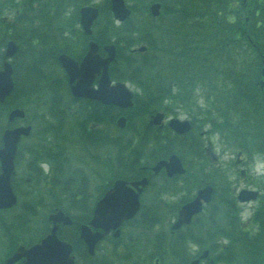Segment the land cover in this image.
<instances>
[{"label":"trees","instance_id":"obj_1","mask_svg":"<svg viewBox=\"0 0 264 264\" xmlns=\"http://www.w3.org/2000/svg\"><path fill=\"white\" fill-rule=\"evenodd\" d=\"M70 1L0 0V58L8 38L14 37L22 44L27 43L28 46L19 52V56H25L24 59L15 62L28 77L27 93L31 95L36 90L41 95L45 110L38 104L34 108L38 112L39 126L50 138L34 143L36 146L32 147L30 156L26 157L27 148L23 149V146L18 152L16 163L25 162L27 168L22 177L13 178L15 190L18 192L19 181L26 182L28 176H31V181L26 182L27 187H34V190L19 197L15 206L0 210V238L6 243L0 247L2 256L9 255L19 243L35 240L26 239L22 231L27 230L30 221L38 218L43 205L51 207V211L61 207L67 212H74L79 206L82 214L72 216L74 224L68 231L61 229L60 234L70 239L79 257L90 264H120L122 257L112 253L119 249L115 240L106 252L91 257L78 238L79 223L89 219L92 207L87 206L88 197L86 202L84 199L87 196L85 178L77 182L78 176L84 173L81 167L84 163L80 161L81 164L74 166L73 163L78 161L67 153V144L73 145V140H77L81 148L89 153L86 160L90 157L99 162L97 154L100 148L114 149L112 162L108 158L103 161L105 167L112 168V180L150 175L147 189L154 187L156 197L152 199L153 207L143 205L141 215L145 219L157 220L162 214L161 206H171L162 197L165 193L181 191L179 187L184 186L186 197L183 201H187L191 198L189 195L201 186L214 185L213 200L193 223L196 227L194 236L201 237L199 244L211 249L214 262L264 264V177L255 181L263 193L254 214L258 229L252 232L261 236L251 239L242 230L237 212L232 216L235 222L222 221L224 210L220 208V203L224 200L221 187L230 188L231 185L223 179L218 167H210L215 163L205 155L200 138L203 125L208 123L210 129L205 130L207 133L219 134L223 144L242 151L249 160L264 154V86L260 84L264 79V0H160L162 12L158 17H153L148 10L153 0H142L144 5L141 9L145 18L139 19L133 9L131 17L119 25H115L109 2L106 1L95 23V37L101 45L107 42L117 44L118 55L110 73L114 79L128 80L135 86L134 106L126 110L128 124L120 129L115 123L119 112L117 107L113 106L114 122L107 123L105 114L99 109L101 105L78 100V106L71 111L76 119L71 122L80 124L81 132L76 131L74 124L69 127V134L58 118L55 123L48 118L50 114L54 117L60 115L56 108L62 104L61 79L54 78L53 70L49 72L41 48H34L31 44L34 39L44 41L42 31L46 26L58 32L57 26L66 25L68 21L75 24L77 15L72 19L66 14L65 6ZM73 1L79 5L82 0ZM12 15L14 21L10 19ZM48 15L55 16L59 23L50 26L52 24L47 23L46 18ZM103 19L104 24L101 23ZM154 34L158 35L157 38ZM141 43L147 44L145 51L132 49ZM20 85L16 80L15 89ZM11 95L0 103V114L2 108L14 105L23 106L29 112L32 110L24 103L19 104ZM73 102L76 100L73 99ZM94 106L95 114L92 111ZM157 110L169 115L185 112L193 121L192 130L180 135L169 127L159 129L150 125L148 117ZM50 118L53 120V117ZM32 120L30 118V122ZM90 122L96 123L97 127L88 129ZM109 125L114 128L113 135L107 130ZM4 127L0 132V143ZM173 152L182 157L188 166L187 173L173 178L162 173V179L158 181V177L147 167ZM76 157L81 160L79 155ZM44 160L51 164V172L47 175L40 167ZM172 182L175 184L172 185ZM177 206L173 207L174 215ZM43 217L45 219L46 215ZM45 220L49 224L48 219ZM148 226L154 227L155 224L151 221ZM212 235H234L240 242L237 251L240 254H218L217 248L212 246L218 239L212 238ZM171 249H174L173 255L179 253L177 248ZM82 251L86 254L83 255ZM0 264H4L1 258Z\"/></svg>","mask_w":264,"mask_h":264},{"label":"water","instance_id":"obj_2","mask_svg":"<svg viewBox=\"0 0 264 264\" xmlns=\"http://www.w3.org/2000/svg\"><path fill=\"white\" fill-rule=\"evenodd\" d=\"M112 11L114 16L119 20L127 19L131 14V9L125 3V0H111ZM159 2L153 3L150 10L154 16L160 13ZM98 16V8L94 6H85L82 9V23L87 32L91 30L93 20ZM97 44L91 43V49L88 56L80 64L75 62L67 55H61L60 60L66 68L70 82L76 80L72 85V91L76 96L88 97L99 100L106 104H117L122 107L132 105V91L124 82H117L111 85L108 74V65L115 57V46H107L106 49L109 55L102 58L97 53ZM19 46L10 41L6 54L12 56L18 50ZM102 70V72H101ZM12 65L5 61L4 67L0 70V101H4L6 96L14 87L12 78ZM100 74L98 87L93 86L95 75ZM264 74V68H263ZM262 84L264 82L262 81ZM25 111L22 108H15L9 113V121L12 122L16 117H24ZM164 113L158 112L151 119V123L162 125ZM125 117H120L118 120L119 126L125 125ZM170 126L179 133H184L190 130L191 123L188 119L181 120L172 118L169 121ZM31 131V126H18L15 128H7L3 134V146L0 148V209L9 208L17 203L18 196L14 192L11 184V176L15 168V156L18 150V142L21 135H28ZM165 167L168 175L183 173L185 168L180 157L173 154L169 159H162L153 167L154 171H159ZM147 178L131 183L136 187L135 190L129 186L126 181L118 180L113 188L108 190L105 195L97 202L94 216L88 224L81 225L80 237L85 240L91 254L94 253V248L97 242L112 228H117L115 235L120 233V225L123 221L133 217L140 208L139 194L143 187L147 184ZM213 187L208 185L199 189L197 196L187 202L179 211L178 220L173 227L178 228L183 223L190 222L192 216L201 211L203 203L211 200ZM258 192L255 190H241L239 198L242 201L256 198ZM49 219L53 222L51 231L40 242L35 243L31 247L19 246L16 252L6 259L7 264H12L13 261L20 257H26L23 264H75V257L71 254L73 246L68 241L58 237V229L60 223H72L71 217L62 210L49 215ZM94 228H101L103 231H93ZM199 259L194 260L190 264H198Z\"/></svg>","mask_w":264,"mask_h":264},{"label":"rangeland","instance_id":"obj_3","mask_svg":"<svg viewBox=\"0 0 264 264\" xmlns=\"http://www.w3.org/2000/svg\"><path fill=\"white\" fill-rule=\"evenodd\" d=\"M94 1V0H93ZM128 5H130L134 10L135 13L137 14V16L139 17V19H141L143 17V11L141 9V7L144 5V2H142V0H127L126 1ZM94 3H99V4H105L104 0H95ZM134 6V7H133ZM66 10L68 12H70L72 10V5L71 4H67L65 6ZM67 12V13H68ZM145 17H143L144 19ZM11 19H14V16H11ZM105 19H103L101 21L102 24H104ZM115 25H119V22L115 21ZM17 27L19 28L20 26L17 25ZM155 38H157V34L153 35ZM26 41H28V39H26ZM34 42H38L36 41V39H34ZM21 46V50H24L25 47H27V43L22 44L21 42L19 43ZM24 46V48L22 47ZM35 48V46H33ZM4 51V48H3ZM25 56H19V54L16 56V62L17 60L21 61L24 59ZM1 63V61H0ZM13 63V67L15 68V79L17 81H19V85L21 82V85L19 86L18 89H15L12 93L11 96H13L17 102L19 104L24 103V105L26 107H30L32 108V110L29 112L28 111V116L26 117V119L20 120L18 123H27L30 122V118L34 119L31 121L32 127H33V132L29 137L23 138L21 141V147L23 146L24 148H27L31 146V144H34L36 142H38L39 140H42L43 138L47 137L45 135V133L42 131V128L39 126L37 120L39 119L38 117V112L35 111L34 106L35 105H39L41 108L44 109V105L43 102L41 101V95L39 93H37V91L35 90L31 95L29 93H27V88L26 84L28 81V77L25 73L22 72V67L17 66L16 64ZM49 63H52L49 65V72L51 70L54 71V78H61L64 76L63 73V69L61 68V66L59 64H56L54 61V57H50L49 58ZM19 67V69H17ZM129 84V86L135 90L134 85H132L130 82H127ZM25 85V86H24ZM66 84L62 85V105L66 107V111H64V114L66 117L63 118L64 120V125L62 127H64V130L67 131V133L71 134V132L69 131V127H71L72 125L75 124L76 127V131L81 132V125L78 123H74L71 122L70 117L71 114L74 110V108H76L78 106V103H74L73 99H72V95L68 92V89L66 90ZM202 99L200 98L199 101H201ZM41 104V105H40ZM16 106V105H15ZM20 106V105H17ZM10 109V107H6V108H2L1 114H0V123L2 125H0V132L3 126H6V122H7V117H8V110ZM45 110V109H44ZM61 113H63V111H59ZM115 116V113H113ZM118 114V113H117ZM108 115V119H106L107 123L110 122V120L114 122V116L110 115V114H106ZM105 115V116H106ZM51 117L54 118L53 114H50ZM172 116H177L180 118H185L188 117V114H185V112L181 111L178 115H172ZM171 116V117H172ZM76 119L74 116H72V120ZM77 124V126H76ZM104 125V123H103ZM200 129V128H198ZM210 129V125L208 123L203 125V130H208ZM108 132L113 135V131L114 128L112 127V125L108 126ZM199 132V131H197ZM53 133H50V136H52ZM49 138V137H47ZM201 140L203 141V147H204V151H205V155L207 156V158L209 159L210 162L215 163L214 165H210L211 168H219L221 170L222 173V177L223 179H225L227 182H231V187L232 186H237V187H245V186H250L252 187V181L256 178H260L262 176V174H264V168H259L257 167L258 162H264V156H259L256 157V160H249V157H247L246 155H243V157L245 158L244 162L238 163V162H234L236 161V153L238 152L237 149L235 148H229L227 147L225 144H223V141L221 140V136L219 134L216 133H207V131H205L204 134H201ZM50 139V138H49ZM209 140H211L212 144V150L216 153V155L218 156L217 159L214 160V162L212 161V154H211V150H209V144L207 142H209ZM73 145H71L70 143L67 144L68 146V150L67 153L72 157V159L78 161V162H74L73 165L76 166L77 164H81L80 161H83L84 165L81 167L84 170V173L81 174L80 176H78L77 178V182H79L78 180L80 179H84L85 178V182L86 184L85 186V191L87 196L84 197L85 202L87 200V206H90L91 204L93 205V201L96 198V195H98L99 193V187L101 184L105 183L104 182V177L106 175H112V168H107L104 165V159L108 158L111 162L112 159L114 157V149L108 147L106 150L108 151V156L106 154V150L103 148H100L98 151V158H99V162H95L94 160H91L90 157L87 159V156L89 153H87L86 151H84V148H81L80 146V142L77 140H73ZM36 146V144L34 145ZM206 148H208V152L206 151ZM27 151V150H26ZM78 151V152H77ZM31 155L30 153H26V156ZM76 155H79V159L81 160H77ZM212 159V160H211ZM89 164L91 165V167L89 166ZM43 165V164H42ZM44 167H48L46 164H44ZM26 165L25 162H23L22 164H18L16 167V171L17 174L16 176H20L22 177V175L25 173L26 171ZM242 169H246L247 170V175L245 177H243L240 172ZM44 172L46 173V168H43ZM43 172V174H45ZM28 175V174H27ZM30 175V174H29ZM229 179H228V177ZM162 178L161 176L158 177V181H160ZM176 183H181L176 181ZM82 184V183H80ZM78 184V185H80ZM175 182H172V185H174ZM250 184V185H249ZM41 186V185H40ZM236 187V188H237ZM32 189H30L29 187H27V183L23 181V183H21V181H19L18 184V192H20V195L18 193V196L21 198V196L24 193H32V191L34 190V187H31ZM182 190L178 191L176 193H165L163 194V199L164 201L168 204H170L171 206H166V205H162V211H161V216L157 219L159 220V223L155 226V227H149L148 224H146L144 222L143 225H140L138 223H140L143 219L142 217V213L141 211L138 213L136 219L137 220H133L131 222L133 223H127L122 227V236L121 239L119 240L120 242L118 243L120 245V247H128V245L131 244L130 239L137 237V236H143L145 234H154V233H169V225L172 222V220L175 219L176 215L172 214V210L174 209L173 207H176L178 204H180L181 201H183L185 196V187L181 186L179 187ZM195 194V191L189 195V196H193ZM155 196V192H154V187H150L149 189L146 190V192L144 193L143 197H142V203L146 208H151L154 206V204L152 203V199ZM46 198V197H45ZM46 201V200H45ZM48 201V200H47ZM45 203V202H44ZM258 206V202H252L251 204H246V205H240V211H241V215L244 218L249 217L250 215H252L254 209H256V207ZM50 209H52L51 207L48 206H44L43 208H41V213L38 216L37 219H34L32 221H30V225L26 226L27 230L22 231V235L24 237H26V239H31V238H35L38 239L40 238L42 235H44L48 230L49 224H47V220H45L48 217L49 212L51 211ZM143 209V206L142 208ZM171 210V212H170ZM82 211L79 209L78 207H75L74 212L73 211H69L68 213L71 216H78L81 215ZM44 215H46L45 219H44ZM156 219V218H153ZM141 220V221H138ZM138 222V223H137ZM143 223V222H142ZM46 230V232H45ZM45 232V233H44ZM62 238H65L64 235H61ZM68 239V238H67ZM70 240V239H69ZM3 241H5L3 239ZM5 242H2L1 238H0V247H2V245ZM6 245V243H5ZM112 244L111 241L109 239L104 240L99 246H98V252L101 254V252H105L106 248H111ZM84 249V248H83ZM122 249V248H121ZM136 249H138V247L136 246ZM1 259H4L6 256H2V253H0ZM76 254V264H90V262L87 260H85L83 257H79L75 251ZM82 254H84V251H82Z\"/></svg>","mask_w":264,"mask_h":264},{"label":"flooded vegetation","instance_id":"obj_4","mask_svg":"<svg viewBox=\"0 0 264 264\" xmlns=\"http://www.w3.org/2000/svg\"><path fill=\"white\" fill-rule=\"evenodd\" d=\"M94 1L93 0H82L79 5H76V2L71 0L70 4L72 5V10L70 12L66 10V12H68L66 14L70 18L77 15V21L75 22V24L72 25V23L68 21L66 25L57 26L58 32H53L51 27L46 26L44 30L42 31L44 41H40L36 39V41L38 42H34L31 44L32 46H35V48H41V50L43 51V58L45 59V62L47 64H52V63H49V58L54 57L55 63L59 64L64 72V76L60 78L61 82L64 85L66 84L65 86L66 90L68 89V92L70 94L72 91H71V83L69 82V76H68L69 74L67 73V70L64 67L62 61L60 60V56L67 55L71 57L75 62L80 64L84 61L86 56H88V53L91 49V43L94 41H96L99 44V46H97V53L102 58H106L108 56V51L105 45L107 43L101 45L100 42H98V40L95 37L96 32H97L96 31L97 27L94 25L96 21L98 20L99 15L93 20L91 24L90 32L86 31L82 23V9L85 6H91V5L98 6L100 11L102 10L103 6H105V4L94 3ZM104 2H106V0H104ZM46 18H47V23L52 24L50 26H55V23H59V21L57 20L55 16L48 15ZM111 63H113L112 60L110 61L108 65L107 71L109 70V67H111ZM99 76L100 74H97L94 77L93 84L95 86L98 85ZM77 99L78 100H89V99H82V98H77ZM96 104L101 105L103 111H105L106 109L110 110V108H112L111 105H104V104L99 103L98 101H96ZM88 108H91V107L88 106ZM60 111H63V113L60 112V115L57 118L64 125L63 118L66 116L64 114V110H60ZM92 111H93V114L96 113V106L92 107ZM106 114H109L108 111H105V115ZM110 115L112 116L111 110H110ZM105 118L108 119V115H106ZM22 119L17 118L14 122V125L23 124V123H18ZM70 120H72V115L70 117ZM95 127H97L96 123L90 122L88 124V129H92ZM34 145L35 144H31V146L28 147L26 153L31 154L32 147ZM20 149L21 147H20V142H19V150ZM245 176L246 175H244V177ZM104 182L105 183L101 184L99 187V193L98 195H96L94 205H93L94 207L97 201L104 195V193L113 186V180L111 176L109 175L105 176ZM236 187L237 186H232L230 188L226 186L222 187L221 194H222V198L224 202L220 203V206H221L220 208L224 210L223 211L224 218H222L223 222H228L229 220H231L232 222H235V219L232 218V216H233V213H236V212L238 214L240 213V210H241L240 205L251 204V202L241 203L238 197L239 190H238V187L237 188ZM225 190H228L229 193H226ZM144 193H145V190L139 196L141 202H142V197ZM258 200L259 198L255 201H258ZM256 212H257V208L254 209V213L252 217H249L244 221L239 219L242 230L246 232V237H249L251 239H256L257 237L261 236V235L252 233L258 229V225H257L258 220L254 216ZM176 220H177V217H175V219L172 220V222L170 223L169 233L145 234L143 236L134 237L130 239L131 244L128 245V247H125V248L121 247L122 249H118L117 251H112V253L121 255L122 264H188L189 262H191L192 260L198 257H201L199 264H226L227 263L225 261L214 262L215 260L213 258V253L211 249L209 247L203 248L199 244V239L201 237L194 236L195 235L194 234L195 225L192 222L194 220H192L189 224H184L180 228H177L174 230L172 229V224ZM145 221L149 223L153 221L155 225L157 224V222L159 223V220H153V219H146ZM70 228H71L70 226H66V228H63V229L68 230ZM93 230L97 231L101 229L93 228ZM46 234L42 235L38 239L30 241L29 243L17 244L15 248L13 249V251L8 256L13 255L20 245H25L29 247L33 245L34 243L40 242ZM112 234H113V231H111L108 234L109 236L107 237L105 236L106 238L104 239L105 240L109 239L111 241ZM211 237L218 239L212 244L213 248H217L216 252L218 254L220 252H228L229 255L233 256V253L236 254L237 251H239L240 249V245H239L240 242L234 235H219V236L212 235ZM104 239L99 241L97 243V246H99L104 241ZM81 242L84 243L82 240ZM119 242L120 241H117L116 243H119ZM111 243L113 244V241H111ZM117 246L120 247L119 245ZM136 246L138 247V249H136ZM157 247H161L163 249H157ZM171 248H175V249L177 248L179 250V253L176 255H173L174 249L172 250ZM102 253L104 252H101V254ZM237 254L239 255L240 253L238 252ZM185 258L187 260H185ZM25 260H26V257L23 256L13 261L12 264H23Z\"/></svg>","mask_w":264,"mask_h":264},{"label":"clouds","instance_id":"obj_5","mask_svg":"<svg viewBox=\"0 0 264 264\" xmlns=\"http://www.w3.org/2000/svg\"><path fill=\"white\" fill-rule=\"evenodd\" d=\"M257 167H258V169L264 168V162H258Z\"/></svg>","mask_w":264,"mask_h":264}]
</instances>
